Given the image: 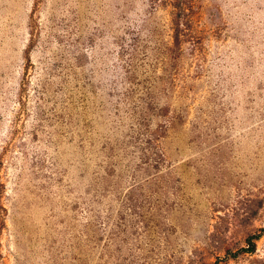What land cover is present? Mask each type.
Wrapping results in <instances>:
<instances>
[{
	"label": "rangeland",
	"instance_id": "obj_1",
	"mask_svg": "<svg viewBox=\"0 0 264 264\" xmlns=\"http://www.w3.org/2000/svg\"><path fill=\"white\" fill-rule=\"evenodd\" d=\"M0 264H264V0H0Z\"/></svg>",
	"mask_w": 264,
	"mask_h": 264
},
{
	"label": "trees",
	"instance_id": "obj_2",
	"mask_svg": "<svg viewBox=\"0 0 264 264\" xmlns=\"http://www.w3.org/2000/svg\"><path fill=\"white\" fill-rule=\"evenodd\" d=\"M253 246V245H252ZM249 250V252H251L252 251V249H248ZM248 252V251H247Z\"/></svg>",
	"mask_w": 264,
	"mask_h": 264
}]
</instances>
